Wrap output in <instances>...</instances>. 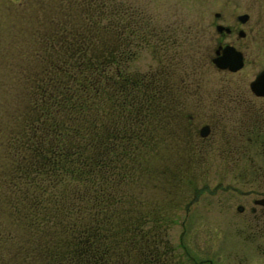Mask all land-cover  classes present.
<instances>
[{
  "label": "trees",
  "instance_id": "obj_1",
  "mask_svg": "<svg viewBox=\"0 0 264 264\" xmlns=\"http://www.w3.org/2000/svg\"><path fill=\"white\" fill-rule=\"evenodd\" d=\"M78 1L86 8L85 26L54 23L33 30V58L38 61L29 87L19 91V108L7 113L11 119L1 129V156L9 165L0 211L9 223L0 228V264L17 255L18 264H163L171 247L158 214H149L150 224L142 228L144 218L115 205L121 197L112 182L125 177L126 168H113L122 153L116 158L111 153L116 136L110 121L112 108L119 107V121L140 123L149 114L147 102L165 101L167 87L151 98L140 80L131 83L130 76L117 74L119 81H112L104 72L114 65L111 48L96 55L92 37L97 16L111 27L119 9L104 0ZM129 14L124 11L123 20L136 17ZM132 87L140 90L136 97L130 96ZM103 96L110 108L99 103ZM122 128L121 138L133 135L134 129ZM10 224L17 227L16 235Z\"/></svg>",
  "mask_w": 264,
  "mask_h": 264
},
{
  "label": "rangeland",
  "instance_id": "obj_2",
  "mask_svg": "<svg viewBox=\"0 0 264 264\" xmlns=\"http://www.w3.org/2000/svg\"><path fill=\"white\" fill-rule=\"evenodd\" d=\"M104 2L119 9L112 16V21L123 20V13L127 11L132 17L136 16L133 19L129 18L131 20H140L147 16L148 20L155 22L172 24L179 21L182 25L208 20L210 12L220 5L219 0H104ZM82 9L86 8L78 0H0V200L5 199L7 192L5 184L2 185V179L9 165L7 157L1 156L3 153L1 129H5L6 123L11 119L7 113L14 114L16 108H19V91L29 87L30 78L33 76V69L38 61L37 57L36 62L33 58L35 54L32 43L37 35L34 31L54 23L55 25L61 23L67 27L81 25L83 27L86 20L82 16L84 13ZM64 13L68 15L61 19ZM97 17L96 36L92 37V42L96 43L95 54L100 55L106 46L109 49L113 38L111 27L105 17ZM100 26L102 29H99ZM105 26L110 30L105 31ZM135 56L126 62L123 61L122 65L126 68H121V71L130 75L132 83L144 81L146 72L152 70L154 63L141 49H137ZM111 67L112 70L109 68L104 72L113 76L112 81H119V78L115 77L117 73L115 68L113 65ZM118 68L120 69V66ZM175 76L176 74L172 72L168 76L171 87L165 90L168 92V96H164L166 100H160L163 103L160 107L148 103L149 114L145 113L140 123L132 121L131 125L129 122L119 121L116 115L119 114L117 110L119 107L112 108L110 127L113 128L116 143L113 149L111 147V153L114 158L115 155L122 153L119 159H114L113 168H126V176L112 182L114 192L121 197L115 201V205L120 211L129 208L132 216L138 217V220L144 218L146 222H139L142 228L149 226V214H158L165 227L164 241L171 247L167 253L165 251L170 258L163 264L178 262L193 264L183 255L182 245L195 260H203L201 264H208L207 258L213 264H259L258 253L253 243L242 241L243 235L230 232L227 221L217 216L211 218V212L207 211L216 203L217 197L221 196L220 192L209 194V188H212L215 182L224 179L222 160L215 151L196 152L193 149V141L186 140L181 133L176 135L179 125L181 127L182 124H178L176 120V105L173 104L177 96L172 83ZM208 78L213 87L218 88L221 74L213 73ZM142 90L153 92L149 89ZM139 92L132 87L130 96L136 97ZM205 92L200 94L201 98L198 92L189 90L179 92L177 99L190 103L184 108L182 114L184 119L193 110L190 108L191 103L206 100ZM105 99L104 96L103 99L100 97L99 103H102V108L106 106L110 108ZM122 124L126 129H134L133 135L126 134L121 138L124 134ZM204 186L207 189H202ZM207 202L208 207L205 208ZM119 213L123 215L122 212ZM5 218L0 211V228L2 225L6 227L9 223ZM9 228L11 233L17 234L18 229L15 225L10 224ZM3 246V257H7L5 243ZM12 259L5 258L2 264H18V255ZM261 260H264L263 256Z\"/></svg>",
  "mask_w": 264,
  "mask_h": 264
},
{
  "label": "flooded vegetation",
  "instance_id": "obj_3",
  "mask_svg": "<svg viewBox=\"0 0 264 264\" xmlns=\"http://www.w3.org/2000/svg\"><path fill=\"white\" fill-rule=\"evenodd\" d=\"M219 3L208 20L186 25L179 21L155 22L147 16L140 20L115 19L111 23L110 56L116 75L123 74L118 66L136 57L137 49L153 60L152 70L146 72L142 81L145 89L153 91L147 92L151 98H158L157 92L170 86L171 72L176 74L172 83L177 96L180 91L189 90L198 92L201 98L200 94L206 90V100L191 103L193 110L186 119L182 114L190 103L176 96L173 103L176 120L182 124L176 135L181 133L186 140L193 141L196 152L210 150L221 157L224 179L209 188V194L220 192L221 196L207 211L211 212V218L217 216L227 221L229 231L242 234V241L253 243L261 264L264 263L261 260V256L264 259V0H219ZM234 65L237 66L231 68ZM213 73L221 74L218 88L208 78ZM123 75L130 76L126 72ZM148 103L156 107L163 104L159 99ZM181 248L193 264L203 262L195 260L183 245ZM206 262L213 264L208 258Z\"/></svg>",
  "mask_w": 264,
  "mask_h": 264
},
{
  "label": "water",
  "instance_id": "obj_4",
  "mask_svg": "<svg viewBox=\"0 0 264 264\" xmlns=\"http://www.w3.org/2000/svg\"><path fill=\"white\" fill-rule=\"evenodd\" d=\"M238 65V64H237ZM237 65H234V66H232L231 68H235ZM202 133H204V131H202Z\"/></svg>",
  "mask_w": 264,
  "mask_h": 264
}]
</instances>
